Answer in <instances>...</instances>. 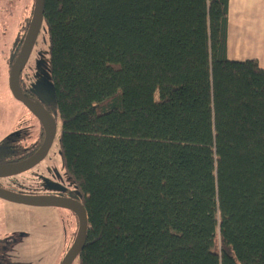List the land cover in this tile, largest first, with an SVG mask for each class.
<instances>
[{"label": "trees", "instance_id": "16d2710c", "mask_svg": "<svg viewBox=\"0 0 264 264\" xmlns=\"http://www.w3.org/2000/svg\"><path fill=\"white\" fill-rule=\"evenodd\" d=\"M228 1L44 0L78 264H264V68L227 58Z\"/></svg>", "mask_w": 264, "mask_h": 264}, {"label": "flooded vegetation", "instance_id": "af4514ba", "mask_svg": "<svg viewBox=\"0 0 264 264\" xmlns=\"http://www.w3.org/2000/svg\"><path fill=\"white\" fill-rule=\"evenodd\" d=\"M8 1L9 0H7V2ZM11 2L14 6H16V0H11ZM23 6L24 8L29 7L27 4H24ZM33 7H29L30 11L27 15H19L15 18L11 14L13 13L12 9L11 12H5L7 7L5 10H1L2 14H0V21H2V26H9V24H14V26H17L15 29V37L10 48L9 71L21 49L23 40L28 31L32 18ZM26 64L24 68L26 67ZM23 70L19 76L20 92L27 99L44 108L56 121L55 115L51 108L50 98H48L42 90L38 91L36 87L32 88L31 86H27L26 80L22 77ZM15 100L22 105L21 107L23 113L25 116L27 115V117L26 119L23 118L19 121V126L21 128L19 139H8L0 143V157L6 155L7 152L9 153L11 151L10 153H12V156L9 160L5 162L0 161V166L11 165L18 162L20 163L29 159L36 152H38L45 140V128L41 120L21 101L17 99ZM16 136L18 135H14V137ZM15 140L16 143L14 145L8 144L9 141L12 142ZM51 146L43 159H41L31 168L18 174L0 177V179H3L14 175H20L21 173L31 171L37 167H42V172L36 179V184L39 186V188H35L34 186V188H30V190L25 193L8 189L1 183L0 188L24 195L44 196L56 202L55 204L33 205L14 203L0 198L1 200L7 202L24 205L30 209H42L47 216L46 220H42L38 224L33 223L30 228L23 227V229L16 226L14 224L15 222L7 221L5 218L0 216V264H45V260L49 259L55 254V251L50 250L54 249L53 245L55 244L56 238H60L63 240V243H58L60 251L57 252V257L55 256V260H57L56 264H59L72 247L78 235L80 218L73 206L78 208V204L83 205L82 198L78 191L77 184L70 178L65 169L64 171L66 175L71 179L72 182L65 175H63L62 172L57 171L55 166L52 167V163L48 161V159L46 160ZM45 160L46 162L44 164ZM33 213L34 211L27 212V214L32 215ZM27 214L25 220H27ZM33 218L34 217H32L31 220H33ZM76 259H78V256L74 259V261ZM36 260H39L40 262L36 263Z\"/></svg>", "mask_w": 264, "mask_h": 264}, {"label": "rangeland", "instance_id": "374dc122", "mask_svg": "<svg viewBox=\"0 0 264 264\" xmlns=\"http://www.w3.org/2000/svg\"><path fill=\"white\" fill-rule=\"evenodd\" d=\"M33 3L34 0H16V7L12 4L11 0L8 2L7 0H0V14H2L1 10H5L7 7L5 12H11L12 9L13 13L11 14L14 18L19 15L24 16L30 11L29 7H33ZM24 4L29 5V7L24 8ZM16 28L17 26H14V24L2 26V21H0V143L8 139H19L21 131L19 121L23 118L26 119L27 117V115L25 116L23 113L22 105L13 98L8 87L10 48L15 37ZM22 77L26 80L27 86H31L32 88L36 87L38 91L42 90L50 100L52 99V83L49 73V37L44 23L38 33L29 60L23 70ZM56 123V135L46 160L48 159V161L52 163V167L55 166L57 171L62 172V174L71 181L66 175L61 162L58 147L60 131V122L58 119H56ZM14 135L18 136L14 137ZM15 143L16 140L12 142L9 141L8 144L14 145ZM10 152L1 156L0 161L5 162L9 160L12 156V153ZM46 160L44 161V164ZM41 172L42 167H37L31 171L21 173L20 175L0 179V183L8 189L25 193L29 191L30 188H34V186L35 188H39L36 184V179L40 176ZM28 211H34L33 215L27 214ZM26 214L27 220H25ZM0 216L7 221L15 222L14 224L22 229L23 227L30 228L33 223L38 224L42 220L47 219V216L42 209H30L24 205L14 204L1 199ZM32 217H34L33 220H31ZM59 242L63 243V240L56 238L55 244L53 245L54 249L50 250L55 251V254L45 260V264H56L57 260H55V256L57 257V252L60 251V247L58 246ZM38 262L40 261L36 260V263ZM78 263V259L73 262V264Z\"/></svg>", "mask_w": 264, "mask_h": 264}, {"label": "water", "instance_id": "95a60500", "mask_svg": "<svg viewBox=\"0 0 264 264\" xmlns=\"http://www.w3.org/2000/svg\"><path fill=\"white\" fill-rule=\"evenodd\" d=\"M43 6H44V0H34L31 22L28 31L25 35V38L23 40L21 49L10 68L8 84L13 97L21 101L32 113H34L41 120L45 128V140L42 147L38 150V152H36L29 159L20 163L18 162L11 165L0 166V177L18 174L34 166L47 154L56 135L57 123L52 118V116L44 108L27 99L20 92L19 89L20 73L23 70L30 56V53L33 49L36 38L38 36V33L43 24ZM0 198L14 203H24V204H33V205H46V204L56 203L54 200L48 199L47 197L44 196L24 195L2 188H0ZM77 206L78 208L75 206H73V208L77 211L80 218V227H79L78 235L72 247L70 248L66 256L61 260L59 264H72L74 259L81 252L86 240V231H87L86 210L83 205L78 204Z\"/></svg>", "mask_w": 264, "mask_h": 264}, {"label": "crops", "instance_id": "0c3cea01", "mask_svg": "<svg viewBox=\"0 0 264 264\" xmlns=\"http://www.w3.org/2000/svg\"><path fill=\"white\" fill-rule=\"evenodd\" d=\"M226 54L230 60L254 59L264 68V0H229Z\"/></svg>", "mask_w": 264, "mask_h": 264}]
</instances>
